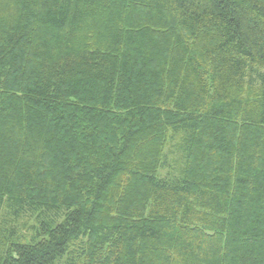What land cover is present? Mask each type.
Listing matches in <instances>:
<instances>
[{"label":"trees","instance_id":"16d2710c","mask_svg":"<svg viewBox=\"0 0 264 264\" xmlns=\"http://www.w3.org/2000/svg\"><path fill=\"white\" fill-rule=\"evenodd\" d=\"M0 264H264V0H0Z\"/></svg>","mask_w":264,"mask_h":264},{"label":"rangeland","instance_id":"374dc122","mask_svg":"<svg viewBox=\"0 0 264 264\" xmlns=\"http://www.w3.org/2000/svg\"><path fill=\"white\" fill-rule=\"evenodd\" d=\"M30 225H33L32 222H30V224L28 225L27 229L25 230V228H23V230H21L19 232L20 235L29 238V240L31 239V233H30Z\"/></svg>","mask_w":264,"mask_h":264}]
</instances>
